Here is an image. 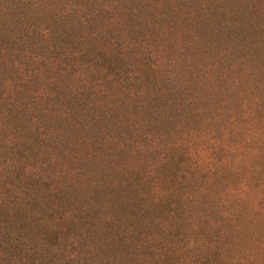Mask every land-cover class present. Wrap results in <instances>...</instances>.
<instances>
[{
  "label": "rangeland",
  "instance_id": "374dc122",
  "mask_svg": "<svg viewBox=\"0 0 264 264\" xmlns=\"http://www.w3.org/2000/svg\"><path fill=\"white\" fill-rule=\"evenodd\" d=\"M47 1L0 0V41H13L22 12L44 18ZM75 1L63 21L92 31L94 50L117 53L142 94L108 81L97 89L76 50L43 60L28 46L17 70L0 57V130L13 115L8 97L26 131L14 165L0 161V264H24L25 251L38 257L52 243L65 255L70 242L68 264H264V0H113L104 13ZM162 152L186 193L174 237L140 210L169 184L151 182ZM146 164L140 187L127 169ZM17 173L19 185L8 184ZM45 204L55 215L35 239L25 224ZM186 239L190 253L179 250ZM169 245L178 250L160 258Z\"/></svg>",
  "mask_w": 264,
  "mask_h": 264
},
{
  "label": "trees",
  "instance_id": "16d2710c",
  "mask_svg": "<svg viewBox=\"0 0 264 264\" xmlns=\"http://www.w3.org/2000/svg\"><path fill=\"white\" fill-rule=\"evenodd\" d=\"M38 1L40 2L41 0ZM112 1L113 0H83V9L86 8L89 13H94V10L96 13L115 11L117 7L111 5ZM44 4L46 6V10L41 12L44 18H41L40 16V19H38L36 16V20H39L38 23H31L29 21L30 16L28 13L22 12L20 17L16 18V22L12 23V28L17 30L13 41H0V57L6 59L8 61L7 64H10V66L17 70V68L21 65V60L25 56H22V52L24 51V48L28 46L32 47L30 57L42 58L43 60H58L62 56L74 54L76 50V52H78L77 56L80 59L78 62L85 67L83 74L86 75V78H90V81H95V84L96 82L99 83L100 86L97 89L106 88L104 87V82L108 81L106 82L108 86L120 83V87L122 92H124V95L142 94L140 91H136V93L132 91L133 88L131 87L129 80L133 83L138 78L136 75L137 73L133 74L130 70H124L123 65L117 63L115 60L120 58L117 53L107 57V55L102 54L104 51L98 50V47L97 50H94L90 43L92 37L94 36L92 31L89 29H83L82 32L80 31L77 33L72 27L63 21L71 14V11L75 12L76 10H79L80 7L76 5L75 0H48ZM86 18L89 19V15H87ZM112 18V16H109V19L106 20L107 18H105L104 22H109V20L112 21ZM82 25V23L79 24L81 28L83 27ZM103 25L104 23L99 25L98 28L102 29ZM17 52L18 54L15 59L10 60L9 55ZM21 57L22 59H20ZM24 62H30V60L25 59ZM26 74L27 73H24V76H27ZM4 95H10V93L6 92ZM10 102L11 99L7 97L6 107L12 110L13 115H10L11 112L7 111L6 117L8 116L7 118L9 119H6V123H4V126L0 130V161H2L3 165L6 167H12L14 165V159L12 156L14 155L16 157L20 155L19 152L24 149L23 139L26 136L25 129L20 126L19 121L16 120L15 117L16 105H14L13 102L11 104ZM168 158L170 157L162 152L158 162L155 163L156 173L153 174L151 181L153 186L160 189L161 185L167 181L169 184L166 190H162L164 193L159 191L161 193H159V196H156V204H149L148 201H143L146 205L144 208L139 206V209L141 208L140 210L143 212H153L156 214V218L160 221L159 224H161V226L158 224L159 233H168V235H172V237H174L179 235L178 231L183 227V222L185 223L187 220V217L183 216L181 211V199L183 195L186 196V193H181L180 191L182 186V177L179 175L180 171L177 170L178 167L173 169L170 168V160ZM181 164L182 163H178V166L180 167ZM148 165L146 164L143 168H128L127 172H131L130 180L132 182L136 181V184L140 187L144 185L147 186L148 180H145L144 182L139 180V172H141L143 177L145 176V179L148 178L150 172L152 171V167L148 168ZM13 177H15L14 180L10 181L8 184L19 185L18 179L20 178V173H17ZM137 204H139V202ZM115 205L116 208H119L121 204L118 202ZM46 207L48 206L45 204V207L38 209V216L36 217L34 215V221L28 220L25 224L26 226L27 224H31L30 232L35 239H37L36 235H38V233H43L42 231H44V229L42 230V227L54 218L55 214L53 212L50 214V208ZM55 218L59 220L62 219L63 216L60 214V217L55 216ZM239 221L244 224V222H246V218H239ZM57 229L58 228L55 227V230ZM61 230L62 229H60V231ZM187 230L192 232L190 228ZM19 232L20 231H18V233ZM72 234L73 233L67 229H65L64 232L62 231V237L64 238H70L72 237ZM155 235H157V233H155L153 237ZM158 237L159 236L154 238ZM194 244L195 242L193 239H186L183 242V245L179 247V250L190 253L195 249ZM56 246V243H52V245L48 247L49 251L45 254H40L38 257L33 256L34 252H38L35 248L31 249V251L27 250V254L25 251L24 254L26 256L24 264H65V262L68 264L76 257V254L72 253L71 248V246H76L74 243L72 245L71 242L67 244V249L71 250L68 251V254L61 256H58L57 252L61 251V248H56ZM169 246V248H158V256H160V258L163 257L164 253L173 252L174 249L178 250V247H176L177 245L173 247H171V245ZM53 247L55 250H50ZM50 251L53 253H50ZM62 251H65L64 247L62 248ZM61 259L65 261L60 263ZM153 259H155V257H153ZM146 261L148 262L147 259ZM153 261L154 264L158 262L155 260Z\"/></svg>",
  "mask_w": 264,
  "mask_h": 264
}]
</instances>
